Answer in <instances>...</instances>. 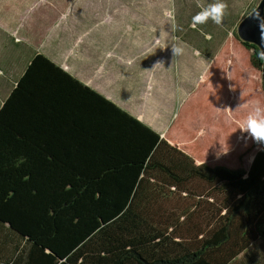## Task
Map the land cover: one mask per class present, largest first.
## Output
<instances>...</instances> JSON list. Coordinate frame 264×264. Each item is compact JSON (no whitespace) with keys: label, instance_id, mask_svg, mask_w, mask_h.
I'll list each match as a JSON object with an SVG mask.
<instances>
[{"label":"trees","instance_id":"trees-1","mask_svg":"<svg viewBox=\"0 0 264 264\" xmlns=\"http://www.w3.org/2000/svg\"><path fill=\"white\" fill-rule=\"evenodd\" d=\"M260 53L230 37L163 135L35 55L0 108V264L235 262L264 238Z\"/></svg>","mask_w":264,"mask_h":264},{"label":"crops","instance_id":"crops-1","mask_svg":"<svg viewBox=\"0 0 264 264\" xmlns=\"http://www.w3.org/2000/svg\"><path fill=\"white\" fill-rule=\"evenodd\" d=\"M260 1L225 0L226 11L242 8L239 22ZM124 6L123 0H0V94L9 88L0 108L34 56L43 54L163 135L189 90L177 65L183 54L173 61L174 41L156 46L153 37L149 44L143 32L135 33L134 9ZM8 229L0 226L4 262L16 245L7 241ZM232 264H264V238Z\"/></svg>","mask_w":264,"mask_h":264},{"label":"rangeland","instance_id":"rangeland-1","mask_svg":"<svg viewBox=\"0 0 264 264\" xmlns=\"http://www.w3.org/2000/svg\"><path fill=\"white\" fill-rule=\"evenodd\" d=\"M123 1L125 3L124 11L129 7H133L134 9L135 33L143 32L148 38L147 41H149V44L151 43L150 38L153 37L156 46H158V42L166 43L167 41H171L173 44L172 41H174V45L182 49L181 54H183V58L178 61L177 65H179L182 70L180 81L182 84H185L187 88L189 87V90L186 91L185 97L183 96L182 100L177 105L175 110V113H177L185 99L190 96L201 83L208 82L210 72H212V74L214 73L213 65L214 68H217V65H219L213 63L214 59L219 51L228 44L229 38L234 34H238L237 28L242 22V18L239 22L237 21L240 17L239 12L242 11V8L236 7L230 12L226 11L221 25H216L209 20L206 24L198 25L196 29H193L190 26L192 16L200 10L196 6V0ZM201 2L208 4L211 3L212 0H201ZM246 10L247 8L245 11ZM235 24H237V26L234 27ZM160 30H162L161 32L170 34V36L164 34L167 37L163 36V38L160 34ZM153 34L155 35L153 36ZM170 54L174 56L171 59L174 61L176 55H174L172 49ZM137 74L138 71L134 72L135 76ZM217 75L225 76L222 73H218ZM157 79L158 77L156 75L153 80L155 81ZM171 82H173V77H171ZM8 89L9 88L2 89L0 104L2 103V97L6 95ZM206 89L209 90V88ZM135 100L136 97L134 96V107L136 106ZM175 102L176 98L174 97V103ZM247 166L249 165L247 164Z\"/></svg>","mask_w":264,"mask_h":264},{"label":"clouds","instance_id":"clouds-1","mask_svg":"<svg viewBox=\"0 0 264 264\" xmlns=\"http://www.w3.org/2000/svg\"><path fill=\"white\" fill-rule=\"evenodd\" d=\"M196 6L200 10L192 16L190 26L193 29H196L198 25L206 24L209 20L216 25L222 24L227 9L225 0H212L208 4L196 0ZM181 51L180 47L173 46L174 55H179ZM260 58L264 59V53H260ZM238 128L241 131L248 132L258 143H264V106H254Z\"/></svg>","mask_w":264,"mask_h":264},{"label":"water","instance_id":"water-1","mask_svg":"<svg viewBox=\"0 0 264 264\" xmlns=\"http://www.w3.org/2000/svg\"><path fill=\"white\" fill-rule=\"evenodd\" d=\"M238 34L243 40L257 44L264 51V0L242 20Z\"/></svg>","mask_w":264,"mask_h":264}]
</instances>
